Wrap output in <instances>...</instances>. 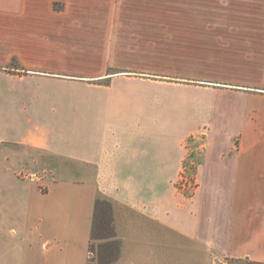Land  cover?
<instances>
[{
	"label": "crops",
	"instance_id": "crops-1",
	"mask_svg": "<svg viewBox=\"0 0 264 264\" xmlns=\"http://www.w3.org/2000/svg\"><path fill=\"white\" fill-rule=\"evenodd\" d=\"M7 1L20 4L0 9V75L54 100L42 127L0 137V159L30 163L42 193L19 205L0 187V264H87L99 196L114 264H264V0H169L170 13Z\"/></svg>",
	"mask_w": 264,
	"mask_h": 264
},
{
	"label": "rangeland",
	"instance_id": "rangeland-1",
	"mask_svg": "<svg viewBox=\"0 0 264 264\" xmlns=\"http://www.w3.org/2000/svg\"><path fill=\"white\" fill-rule=\"evenodd\" d=\"M19 4V2L13 1L10 8L7 0H1L0 9L5 13H15L16 9L19 8ZM44 5L54 13H170L169 0H49ZM8 39L9 35L2 39V44L8 45ZM16 64L17 62L15 61L13 65ZM41 93V87L29 85L19 88L16 82L8 81L0 75V137L16 139L22 136L27 129H34L44 125V122L51 114L49 108L52 106L54 99L43 97ZM64 99L65 103L73 104V97H65ZM169 100V95L163 93L161 98L162 105L168 107ZM82 101L85 105L92 106V103L101 102V99L83 97ZM51 162L55 165L60 164L58 160L51 159ZM6 164L15 170H20L22 173L15 178H0V187L12 186L18 188L15 196L19 205L28 202H39V197L42 193L38 191L37 183L31 181L30 177H28L34 170L32 165L17 160L4 162L0 159V170L5 169ZM43 166L46 167V164ZM40 170H42L41 167ZM32 179L35 178L33 177ZM49 181L48 177L43 178L44 183ZM15 196L12 195V201H14ZM25 216V210L19 208L18 219L20 220ZM91 257V263L95 264L97 262L96 252Z\"/></svg>",
	"mask_w": 264,
	"mask_h": 264
},
{
	"label": "trees",
	"instance_id": "trees-1",
	"mask_svg": "<svg viewBox=\"0 0 264 264\" xmlns=\"http://www.w3.org/2000/svg\"><path fill=\"white\" fill-rule=\"evenodd\" d=\"M120 246L121 241L116 234L111 201L99 196L95 201L89 245L91 255L96 252L95 264H114L119 257ZM91 258L90 256L87 264H92Z\"/></svg>",
	"mask_w": 264,
	"mask_h": 264
},
{
	"label": "water",
	"instance_id": "water-1",
	"mask_svg": "<svg viewBox=\"0 0 264 264\" xmlns=\"http://www.w3.org/2000/svg\"><path fill=\"white\" fill-rule=\"evenodd\" d=\"M216 264H220L219 262H216Z\"/></svg>",
	"mask_w": 264,
	"mask_h": 264
}]
</instances>
